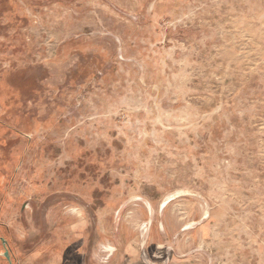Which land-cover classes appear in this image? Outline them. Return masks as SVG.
<instances>
[{
    "label": "rangeland",
    "instance_id": "obj_1",
    "mask_svg": "<svg viewBox=\"0 0 264 264\" xmlns=\"http://www.w3.org/2000/svg\"><path fill=\"white\" fill-rule=\"evenodd\" d=\"M0 264H264V0H0Z\"/></svg>",
    "mask_w": 264,
    "mask_h": 264
},
{
    "label": "water",
    "instance_id": "obj_2",
    "mask_svg": "<svg viewBox=\"0 0 264 264\" xmlns=\"http://www.w3.org/2000/svg\"><path fill=\"white\" fill-rule=\"evenodd\" d=\"M6 255V254H5ZM7 257V256H6Z\"/></svg>",
    "mask_w": 264,
    "mask_h": 264
}]
</instances>
